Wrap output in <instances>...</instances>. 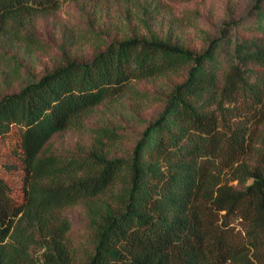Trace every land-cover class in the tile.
I'll return each instance as SVG.
<instances>
[{
  "label": "trees",
  "instance_id": "trees-1",
  "mask_svg": "<svg viewBox=\"0 0 264 264\" xmlns=\"http://www.w3.org/2000/svg\"><path fill=\"white\" fill-rule=\"evenodd\" d=\"M63 1L0 0V37L27 49L25 21ZM170 75L181 78L126 157L105 150L106 128L89 149L53 147ZM12 125L21 196L0 178V264H264V0L196 52L131 37L67 59L0 98V137Z\"/></svg>",
  "mask_w": 264,
  "mask_h": 264
},
{
  "label": "rangeland",
  "instance_id": "rangeland-1",
  "mask_svg": "<svg viewBox=\"0 0 264 264\" xmlns=\"http://www.w3.org/2000/svg\"><path fill=\"white\" fill-rule=\"evenodd\" d=\"M255 0H66L51 15L25 21L32 42L27 49L17 41L0 37V98L37 80L67 59L88 62L113 41L131 37L170 40L185 49L199 51L207 39L217 37L229 21L244 19ZM170 75L134 85L137 92L112 107H99L85 118L84 127L70 130L52 142L62 151L89 149L96 132L106 128L115 140H106L110 156L126 157L135 135L161 109L162 96L180 80ZM19 128L11 126L0 137V178L20 199L21 174L17 152ZM57 151V150H55ZM58 152V151H57ZM70 232L79 241L75 210ZM83 239V236L81 237ZM39 254V253H38Z\"/></svg>",
  "mask_w": 264,
  "mask_h": 264
}]
</instances>
